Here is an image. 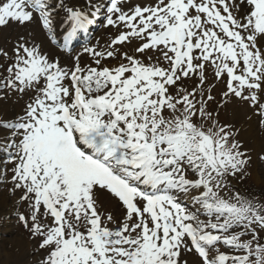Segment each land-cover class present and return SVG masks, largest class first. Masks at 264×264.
I'll return each instance as SVG.
<instances>
[{"label": "snow or ice", "instance_id": "1", "mask_svg": "<svg viewBox=\"0 0 264 264\" xmlns=\"http://www.w3.org/2000/svg\"><path fill=\"white\" fill-rule=\"evenodd\" d=\"M12 27L0 113L27 100L0 115V184L37 264H264V200L232 183L251 156L221 120L243 104L264 126V0H0Z\"/></svg>", "mask_w": 264, "mask_h": 264}, {"label": "rangeland", "instance_id": "2", "mask_svg": "<svg viewBox=\"0 0 264 264\" xmlns=\"http://www.w3.org/2000/svg\"><path fill=\"white\" fill-rule=\"evenodd\" d=\"M12 28L0 33V46L11 47L15 43L19 30H16L15 27ZM110 35V31L103 28L101 34L95 36L93 43L99 40L101 44H104ZM26 100V97L19 101L15 96L11 97L5 106V114L11 116L14 113L22 112L21 108ZM0 115L4 114L0 113ZM221 120L234 125V130L238 132L237 139L244 145V151L251 156L247 169L249 174L240 179L234 178L232 181L236 186L234 191L264 200V159H261L264 156V126L259 124L258 118L253 116L251 110L243 104H230L227 109L221 112ZM4 134L5 131L0 129V137ZM9 188L10 184H0V197L4 196L10 204L7 207L8 212L14 209L16 203V198L10 195ZM17 208L21 209L18 206ZM9 221L10 225H6L5 222ZM9 228L12 233H5V230ZM18 238L25 244H16ZM42 256L43 252L38 249L36 241L19 223L18 219L12 222V216L8 219L0 215V264H37ZM189 259L191 260V257Z\"/></svg>", "mask_w": 264, "mask_h": 264}, {"label": "bare ground", "instance_id": "3", "mask_svg": "<svg viewBox=\"0 0 264 264\" xmlns=\"http://www.w3.org/2000/svg\"><path fill=\"white\" fill-rule=\"evenodd\" d=\"M73 2H78V3H83V1L82 0H73ZM18 28V27H17ZM58 30L60 29V28H57ZM18 30H19V28H18ZM6 113V112H5ZM5 113H3L5 116H8L7 114H5ZM0 153H3L2 151H0ZM9 203L7 202V200L5 199V197L4 196H2V197H0V215H2V216H4V217H6V216H8V215H12V213L9 211H7V207H9ZM6 210V211H5ZM5 224L7 225L8 223H6L5 222ZM5 233H12V230H11V228H9V229H6L5 230ZM16 244H21V245H24L25 243L23 242V240H19V238H18V240H16Z\"/></svg>", "mask_w": 264, "mask_h": 264}]
</instances>
